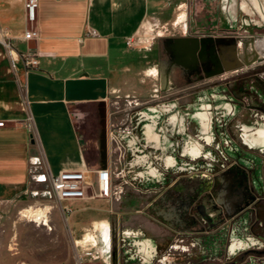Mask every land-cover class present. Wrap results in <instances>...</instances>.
I'll list each match as a JSON object with an SVG mask.
<instances>
[{"label": "rangeland", "instance_id": "rangeland-1", "mask_svg": "<svg viewBox=\"0 0 264 264\" xmlns=\"http://www.w3.org/2000/svg\"><path fill=\"white\" fill-rule=\"evenodd\" d=\"M246 2L160 1L108 100L111 196L77 200L72 216L35 180L0 202V264H82L77 223L103 215L111 242L97 247L122 264H264V21ZM128 230L151 240L147 257Z\"/></svg>", "mask_w": 264, "mask_h": 264}, {"label": "crops", "instance_id": "crops-1", "mask_svg": "<svg viewBox=\"0 0 264 264\" xmlns=\"http://www.w3.org/2000/svg\"><path fill=\"white\" fill-rule=\"evenodd\" d=\"M160 1L38 0L30 25L25 0H0V24L11 45L0 43V202L24 194L41 174L85 170L95 180L97 170L112 172L108 100L132 78L135 48L127 39L157 12ZM31 28L37 34L26 39ZM24 55L37 65L27 66ZM164 69L165 63L161 83L167 88L171 73L168 69L163 79ZM79 224L90 233L77 243L93 236L97 245L110 246L112 225L104 215ZM95 247L86 246L92 255L80 253L82 264H122L120 255Z\"/></svg>", "mask_w": 264, "mask_h": 264}, {"label": "built area", "instance_id": "built-area-1", "mask_svg": "<svg viewBox=\"0 0 264 264\" xmlns=\"http://www.w3.org/2000/svg\"><path fill=\"white\" fill-rule=\"evenodd\" d=\"M38 0H25V10L27 22L32 25L36 21V10ZM95 33V31H92ZM37 32L34 29H30L26 32L25 38L29 39L36 36ZM9 36L7 30H5L0 24V43L5 47L10 48L11 45L8 41ZM129 48H135L134 37H129L126 41ZM25 64L37 65V60L27 55L23 56ZM4 125V121L0 120V126ZM96 179L92 180L88 177V173L85 170H62L57 174H41L38 176V181H48L51 186L50 192L60 203L65 213L72 212L71 203L77 200H84L94 197H110L112 194V172L108 168H102L97 170ZM83 242L86 246H97V240L92 236L91 239L84 237ZM85 246V247H86ZM109 247V245H108ZM86 255H92L91 249H85Z\"/></svg>", "mask_w": 264, "mask_h": 264}, {"label": "flooded vegetation", "instance_id": "flooded-vegetation-1", "mask_svg": "<svg viewBox=\"0 0 264 264\" xmlns=\"http://www.w3.org/2000/svg\"><path fill=\"white\" fill-rule=\"evenodd\" d=\"M229 2H230V0H228V3ZM252 4H253V7H251L247 2L244 4L243 9L245 10V12L248 13V14H253V13H255L257 11L258 14L260 15V17L264 21V0H252ZM228 5H229V7H232L230 3ZM261 25H262V23H261ZM261 25L259 27H262ZM256 134H258L257 140L259 142H262L263 145H264V127H258L256 129ZM167 160H168V162H172L168 158H167ZM173 161H175V160H173ZM259 224L263 225L262 222H260ZM127 232L132 237H134L135 243L140 246V249L144 252V256L147 257L148 254H149L148 248L151 245V240L149 238L145 237V235L141 231H132V230H130V231H126L125 233H127ZM139 233H141L142 236H139L140 235ZM146 239H149L150 241L146 242L147 241ZM252 243H254V241L250 237L248 242H246V244L249 245V244H252ZM241 245H244L243 241L239 242L238 246L237 245L236 246L237 247H245V246H241ZM246 251H250V250H246ZM258 251L261 254H264V243H262V246H261V248H259Z\"/></svg>", "mask_w": 264, "mask_h": 264}, {"label": "bare ground", "instance_id": "bare-ground-1", "mask_svg": "<svg viewBox=\"0 0 264 264\" xmlns=\"http://www.w3.org/2000/svg\"><path fill=\"white\" fill-rule=\"evenodd\" d=\"M106 231H107V228H106Z\"/></svg>", "mask_w": 264, "mask_h": 264}]
</instances>
